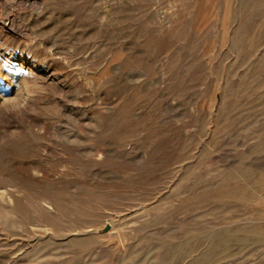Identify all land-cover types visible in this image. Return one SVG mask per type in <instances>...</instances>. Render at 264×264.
Wrapping results in <instances>:
<instances>
[{
	"label": "rangeland",
	"instance_id": "374dc122",
	"mask_svg": "<svg viewBox=\"0 0 264 264\" xmlns=\"http://www.w3.org/2000/svg\"><path fill=\"white\" fill-rule=\"evenodd\" d=\"M0 264H264V0H0Z\"/></svg>",
	"mask_w": 264,
	"mask_h": 264
}]
</instances>
